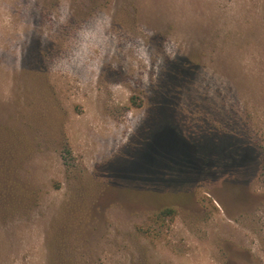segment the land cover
<instances>
[{"label":"rangeland","instance_id":"374dc122","mask_svg":"<svg viewBox=\"0 0 264 264\" xmlns=\"http://www.w3.org/2000/svg\"><path fill=\"white\" fill-rule=\"evenodd\" d=\"M0 264H264V0H0Z\"/></svg>","mask_w":264,"mask_h":264},{"label":"trees","instance_id":"16d2710c","mask_svg":"<svg viewBox=\"0 0 264 264\" xmlns=\"http://www.w3.org/2000/svg\"><path fill=\"white\" fill-rule=\"evenodd\" d=\"M186 70H187L186 67H183V68L179 69V71H178V73L180 74L179 76H183L184 73L186 72ZM173 213H174L173 209H171V208H165V209L161 210V211L157 214V216H158L159 218H163V217H166L167 215H171V214H173Z\"/></svg>","mask_w":264,"mask_h":264}]
</instances>
